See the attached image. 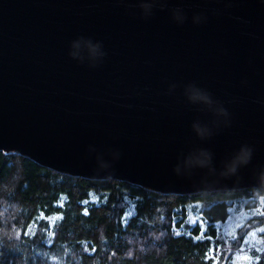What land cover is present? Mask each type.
Masks as SVG:
<instances>
[{
    "label": "water",
    "instance_id": "95a60500",
    "mask_svg": "<svg viewBox=\"0 0 264 264\" xmlns=\"http://www.w3.org/2000/svg\"><path fill=\"white\" fill-rule=\"evenodd\" d=\"M0 149L163 193L258 186L264 0H0Z\"/></svg>",
    "mask_w": 264,
    "mask_h": 264
},
{
    "label": "trees",
    "instance_id": "16d2710c",
    "mask_svg": "<svg viewBox=\"0 0 264 264\" xmlns=\"http://www.w3.org/2000/svg\"><path fill=\"white\" fill-rule=\"evenodd\" d=\"M254 187L163 193L0 149V264H234L241 234L225 224L232 209L264 223ZM246 257L264 264L258 249Z\"/></svg>",
    "mask_w": 264,
    "mask_h": 264
},
{
    "label": "rangeland",
    "instance_id": "374dc122",
    "mask_svg": "<svg viewBox=\"0 0 264 264\" xmlns=\"http://www.w3.org/2000/svg\"><path fill=\"white\" fill-rule=\"evenodd\" d=\"M263 211L262 209L259 212L261 213ZM252 216L253 214H248L246 211L236 212L232 209L231 215L225 224V230L227 232L233 231L240 232L241 234L242 247L236 251L234 264H242V261L249 254L250 249H258L259 252H264V223H257L253 227H250L248 220ZM246 244L249 246V250L247 251L244 250Z\"/></svg>",
    "mask_w": 264,
    "mask_h": 264
},
{
    "label": "clouds",
    "instance_id": "9594fccd",
    "mask_svg": "<svg viewBox=\"0 0 264 264\" xmlns=\"http://www.w3.org/2000/svg\"><path fill=\"white\" fill-rule=\"evenodd\" d=\"M95 52H96V48H93V53L95 54ZM193 98H196V97H193ZM249 159H250V152L249 153H245L241 157L242 162L245 163V164L248 163ZM229 171L230 172H235L236 171L235 166H233L232 168H230ZM254 188L257 190V195L259 196V194L261 192H264V180H262L260 182V184L258 186H256V187H254Z\"/></svg>",
    "mask_w": 264,
    "mask_h": 264
},
{
    "label": "snow or ice",
    "instance_id": "6c2138e0",
    "mask_svg": "<svg viewBox=\"0 0 264 264\" xmlns=\"http://www.w3.org/2000/svg\"><path fill=\"white\" fill-rule=\"evenodd\" d=\"M195 223H196V221H195Z\"/></svg>",
    "mask_w": 264,
    "mask_h": 264
}]
</instances>
